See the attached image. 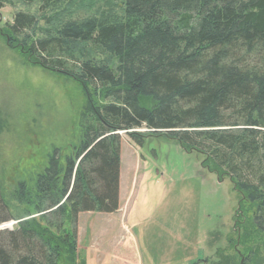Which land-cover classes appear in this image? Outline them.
<instances>
[{"label": "trees", "instance_id": "trees-1", "mask_svg": "<svg viewBox=\"0 0 264 264\" xmlns=\"http://www.w3.org/2000/svg\"><path fill=\"white\" fill-rule=\"evenodd\" d=\"M16 4L26 10L3 26L10 46L78 82L85 106L77 143L10 193L35 217L14 213L0 186V225L17 220L0 228V264H85L75 224L119 208L120 131L141 147L175 141L226 175L235 242L243 264L255 261L245 242L250 225L264 235V0H0V10Z\"/></svg>", "mask_w": 264, "mask_h": 264}, {"label": "rangeland", "instance_id": "rangeland-1", "mask_svg": "<svg viewBox=\"0 0 264 264\" xmlns=\"http://www.w3.org/2000/svg\"><path fill=\"white\" fill-rule=\"evenodd\" d=\"M23 9L16 4L0 10V186L14 213L24 208L35 217L32 206L11 200L10 193L19 180L28 182L41 171L55 148L66 154L77 143L85 95L72 78L42 68L24 50L10 46L3 26ZM119 134L123 166L132 165L125 175L132 183L130 196H146L149 210L130 202L123 213L78 215L75 232L85 264H123L121 252L133 255L134 249L138 264H215L217 252L219 264H243L250 247L257 251L251 264H264V235L254 227L247 228V250L235 242L239 197L226 175L220 180L202 166L203 156L175 141L149 136L141 147L125 131ZM16 225L10 219L0 228Z\"/></svg>", "mask_w": 264, "mask_h": 264}, {"label": "crops", "instance_id": "crops-1", "mask_svg": "<svg viewBox=\"0 0 264 264\" xmlns=\"http://www.w3.org/2000/svg\"><path fill=\"white\" fill-rule=\"evenodd\" d=\"M123 155H122V144L120 146V168H119V190H118V202H119V208L117 211L115 212H121L123 213L125 207L128 205V203L131 202L132 205L134 204H139V207L144 210V211H148L149 207L146 205V196H143L140 198V196H130L131 191H132V183L126 182V177L125 175H128L127 171H131V168L129 169V167H132V165L130 166V164H128L129 166H123ZM137 164H134L133 166L136 167ZM129 169V170H128ZM125 172V174H124ZM132 179V176H129ZM125 183V185H124ZM86 213V212H85ZM89 214L91 212H88ZM82 215H85L84 212L80 213L79 216L81 217ZM131 241L133 240L132 238H130ZM120 248L126 249V248H130L129 246H127V244L120 246ZM122 254L119 257V260L123 263V264H138L139 262V257L136 254V251L134 249L133 253L131 252V254L133 255H129L128 252H121ZM117 260V258H116Z\"/></svg>", "mask_w": 264, "mask_h": 264}]
</instances>
